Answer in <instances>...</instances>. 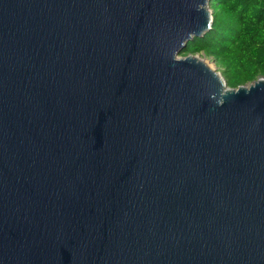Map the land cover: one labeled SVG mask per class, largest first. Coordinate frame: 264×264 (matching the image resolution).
I'll use <instances>...</instances> for the list:
<instances>
[{"label": "water", "instance_id": "obj_1", "mask_svg": "<svg viewBox=\"0 0 264 264\" xmlns=\"http://www.w3.org/2000/svg\"><path fill=\"white\" fill-rule=\"evenodd\" d=\"M209 0H0V264H264V77L188 41Z\"/></svg>", "mask_w": 264, "mask_h": 264}, {"label": "trees", "instance_id": "obj_2", "mask_svg": "<svg viewBox=\"0 0 264 264\" xmlns=\"http://www.w3.org/2000/svg\"><path fill=\"white\" fill-rule=\"evenodd\" d=\"M211 28L182 55L210 57L230 87L264 77V0H209Z\"/></svg>", "mask_w": 264, "mask_h": 264}, {"label": "rangeland", "instance_id": "obj_3", "mask_svg": "<svg viewBox=\"0 0 264 264\" xmlns=\"http://www.w3.org/2000/svg\"><path fill=\"white\" fill-rule=\"evenodd\" d=\"M195 55L198 56L201 60H205L208 63V66H210L211 68H215L217 70L214 61L210 57L204 56L202 53L195 54ZM217 71L219 72V70Z\"/></svg>", "mask_w": 264, "mask_h": 264}, {"label": "bare ground", "instance_id": "obj_4", "mask_svg": "<svg viewBox=\"0 0 264 264\" xmlns=\"http://www.w3.org/2000/svg\"><path fill=\"white\" fill-rule=\"evenodd\" d=\"M203 61L208 65V63L205 60H203Z\"/></svg>", "mask_w": 264, "mask_h": 264}]
</instances>
